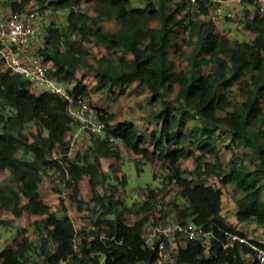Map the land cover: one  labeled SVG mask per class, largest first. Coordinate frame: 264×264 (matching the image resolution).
Segmentation results:
<instances>
[{"label": "trees", "instance_id": "obj_1", "mask_svg": "<svg viewBox=\"0 0 264 264\" xmlns=\"http://www.w3.org/2000/svg\"><path fill=\"white\" fill-rule=\"evenodd\" d=\"M80 1L38 0L42 8H68L69 13L68 31L51 24L37 53L48 73L68 84L76 99L90 95L89 87L77 74L85 66L95 73V89L138 81L152 98H160L161 108L154 113L160 123L159 132L152 137L154 149L144 145L146 137L133 123L113 122L114 114L97 109L106 124V136L92 138L84 153L76 148L77 152L68 154L70 132L76 127L68 113V101L46 90L35 92L33 83L13 72L0 57V105L10 109L0 111V171L9 170L18 183L17 189H9L10 200L1 191L0 206L16 216L24 211L40 215L33 223L36 241L28 235L17 238L14 246L0 250V264H35L34 253L42 257L43 264H60L63 259L71 264H97L103 256L105 264H153L156 252L145 245L143 233L150 223L168 215L214 233L208 243L193 239L182 244L177 254L180 263L257 264L248 245L236 242L228 248L223 246L226 231L246 233L227 222L222 186L232 184L240 191L236 198L237 223L253 220L264 226V11L246 10L245 27L255 34L251 40L243 41L230 37L229 31L220 32V26L207 17L211 0H199L196 8L187 0H89L100 13L119 22L115 31L106 30L101 23L93 27L89 15L75 8ZM30 3L31 0H12L10 12L36 9L29 7ZM153 19L159 24L151 25ZM179 30L195 40L188 57L189 68L177 69L169 56L171 47L179 50L174 39ZM70 33L78 34L79 39H67ZM88 36H93L108 52H116V60L103 63L106 58L102 57L98 65L89 63L83 44ZM211 63L214 66L204 72L203 66ZM238 80L245 83V99L241 103L233 102L228 95ZM175 85L177 93L171 98ZM222 106L233 109L220 115ZM191 119L199 123L189 127ZM30 123L37 127L32 141L24 132ZM219 128L229 133L236 146L249 148L255 154L254 165L238 163L232 157L223 167L216 146ZM110 134L120 136L121 143L111 141ZM186 141L200 151L191 175H186L180 164L187 153ZM123 145L141 155L138 161H151L154 166L158 162V167L166 170L160 178L161 186H147L143 202L130 207L120 196L116 197L119 188L108 180L114 174L122 190L128 182L127 174L116 166L123 156ZM57 154L63 162L55 158ZM208 155H215L216 161L206 159ZM105 159L109 162L107 169ZM52 168L59 172L56 176L63 178L66 169L69 171L71 199L78 208L83 202L78 197L79 183L87 176L96 199L106 214L113 215L97 219L91 237L77 240L78 230L69 214L58 216L41 197L40 184ZM137 168L141 170L140 166ZM214 174L219 177L218 186L210 181ZM106 184L112 189L107 188L100 195L98 186ZM173 188H177L174 193ZM127 212L134 215L133 221H127ZM101 235L115 238L105 242ZM252 240L264 247L263 241Z\"/></svg>", "mask_w": 264, "mask_h": 264}, {"label": "rangeland", "instance_id": "obj_2", "mask_svg": "<svg viewBox=\"0 0 264 264\" xmlns=\"http://www.w3.org/2000/svg\"><path fill=\"white\" fill-rule=\"evenodd\" d=\"M12 0H0V13H9L11 9ZM20 1V0H17ZM136 2V1H135ZM31 5L29 7H35L38 10V15L42 27L47 30L51 24L61 27L64 31L67 30V16L69 13L68 8H55V7H41L38 0H31ZM78 11L87 13L89 15L88 21L95 27L98 23L105 26L108 31H115L119 29L120 24L115 18H108L103 13L98 11L97 5L89 0H81L79 4L75 5ZM249 9L250 12L254 10L261 9L259 5L254 1L243 0L237 3L233 9V15L226 16L224 19V26L220 27L219 31L222 32L229 31V36L232 38H238L239 40H251L254 36V31L249 30L245 27L244 20L246 10ZM262 10V9H261ZM159 21L153 19L151 25H158ZM218 31V32H219ZM221 32V31H220ZM71 41H76L79 39L78 34L70 33V37L67 38ZM176 41L178 42V47H171L169 49V56L173 59L175 67L189 68L188 57L191 55L194 49V41L191 40L187 32H182L179 30L175 34ZM44 42V37L42 38V43ZM85 48L87 49L88 62L93 65L99 64V59L105 57L106 59L103 63L110 61H115L118 54L116 52H108L106 48L95 41L93 36H88L87 39L83 41ZM61 48H65L64 44H61ZM214 66L213 63L204 65L203 71L208 72ZM79 79L89 87L90 95L84 97V99L89 102L96 109L100 111H105L107 114L111 113L115 115L113 122L118 121H128L133 123L140 134L146 137L145 146L149 149H154L152 143V137L154 132H159L160 123L154 116V113L158 112L161 108V99H154L151 93L138 81H132L129 84H118L114 88H102L95 89L96 78L95 73L90 70L88 66L80 68L77 72ZM32 89L39 93L44 90V88L38 83L31 84ZM123 89L124 92L122 91ZM178 87L175 85V90L171 98H174L177 93ZM244 89L245 83L241 81H234L232 87L228 91V95L233 100V102L241 103L244 99ZM264 108V101H263ZM232 106H222L218 110V114L223 115L227 110H232ZM0 111L8 112L9 108H3L0 105ZM195 123H199L197 119L189 120V127H192ZM2 122H0L1 127ZM24 132L27 133L29 139L32 141L34 139V133L37 132L36 125L30 123L29 126L24 128ZM217 153L219 155V160L223 167H227L229 161L232 157L236 159L238 163L254 165L256 161L255 154L244 146H236L231 140L229 133L223 131L222 129H217ZM187 153L180 159V164L186 175H191V171L196 165V157L200 154V151L196 148V145L186 141L184 143ZM89 147V143L85 140H81L76 146L80 152L84 153ZM123 151L122 158L116 162L119 172H125L128 177V182L124 189H120V182L118 183L117 177L113 174L110 176L112 183L118 186L116 191V197L120 196L124 204L127 207L133 206L134 204L139 205L143 202L145 196V188L147 186H152L154 188L161 186L160 178L163 177V172L166 170L158 167L159 163L154 166L151 161L143 160L138 161L141 155H136L129 149L125 148L124 145L121 147ZM77 150V151H78ZM76 151V150H75ZM76 151V152H77ZM22 150L18 152L21 155ZM206 159H211L216 161L215 155H208ZM138 163V164H137ZM109 162L107 159L104 160V168L107 169ZM137 166L141 167L138 171ZM154 168L157 171V178L154 177ZM59 172L55 168L49 169L44 174V179L40 184L39 190L43 200L49 204L51 211H56L58 216H62L64 213H68L73 222L77 227L76 239L80 240L81 237H91L93 234L92 229L96 220L104 217H112L111 214H106L103 207L96 199L94 192L92 190L89 178L85 176L79 183V193L78 197L82 199V208H78L76 202L71 199V194L73 189L67 191L65 194L61 189L55 186L54 176L58 175ZM121 174H119L120 176ZM118 176V177H119ZM216 186L219 185V177L214 174L210 180ZM18 183L13 179L10 171L5 169L0 171V197L1 191L7 200H10L12 192L10 188L17 189ZM107 188L112 189L111 185H99L98 189L100 195H103ZM224 191L223 197V214L226 217L228 223L236 224L239 228L244 230L246 236L251 239H257L264 242V226L258 224L255 221L237 223L235 212L237 209L236 198L240 195L239 189L234 185H223ZM177 191V188H173V193ZM3 199L0 198V205H2ZM40 215L24 211L21 216H16L11 210L4 206H0V250L5 246H14L16 244L17 238L24 235H28L31 239L36 241L35 228L33 223L38 219ZM134 215L126 213V219L128 222L133 221ZM27 230H22L24 227ZM33 259L35 264H43V259L37 253L33 254ZM32 264V263H30ZM104 264V263H103Z\"/></svg>", "mask_w": 264, "mask_h": 264}, {"label": "built area", "instance_id": "obj_3", "mask_svg": "<svg viewBox=\"0 0 264 264\" xmlns=\"http://www.w3.org/2000/svg\"><path fill=\"white\" fill-rule=\"evenodd\" d=\"M207 17L223 27L226 16L233 15V9L237 3L243 0H211ZM264 11V0H255ZM192 8H196L199 0H187ZM46 30L42 27L36 9L21 12L0 13V57L5 65L13 72L21 74L33 84L38 83L44 90L56 94L68 101V113L76 122V127L70 132L71 154L81 140L89 142L92 138L106 136V124L99 117L98 110L85 99L78 97L70 90L71 87L48 73L47 65L38 55L37 50L42 45V38ZM110 140L121 143V137L110 134ZM63 162L61 155L55 156ZM71 180L66 169L65 177L56 176L55 185L65 194L73 189L69 185ZM214 235L212 230H206L202 225L194 222L180 221L175 215H168L150 223L143 233L144 243L156 252L153 264H187L180 263L177 257L179 248L193 239H200L206 243L211 241ZM224 248L234 246L236 242L248 245L257 264H264V247L255 243L246 235L237 232L226 231ZM115 236L101 235V239L107 242ZM121 242V241H119ZM75 249H79L75 240ZM105 264V257L97 264ZM60 264H71L68 259H63Z\"/></svg>", "mask_w": 264, "mask_h": 264}, {"label": "crops", "instance_id": "obj_4", "mask_svg": "<svg viewBox=\"0 0 264 264\" xmlns=\"http://www.w3.org/2000/svg\"><path fill=\"white\" fill-rule=\"evenodd\" d=\"M75 224V223H74ZM75 227H76V224H75ZM76 229H77V227H76Z\"/></svg>", "mask_w": 264, "mask_h": 264}]
</instances>
